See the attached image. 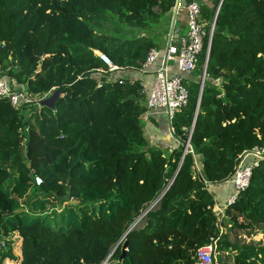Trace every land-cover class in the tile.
<instances>
[{"label":"trees","instance_id":"obj_1","mask_svg":"<svg viewBox=\"0 0 264 264\" xmlns=\"http://www.w3.org/2000/svg\"><path fill=\"white\" fill-rule=\"evenodd\" d=\"M218 4L206 78L200 89L204 41L184 82L187 104L171 122L180 144L167 153L144 135L141 81L109 79L96 52L140 70L161 33L134 31L161 28L175 0H0L3 76L33 95L58 91L51 107L34 105L27 117V104L0 98V264L16 258L14 233L19 264H102L139 217L106 264H197L211 239L232 258L222 264H264V243L220 229L264 235V158L223 219L208 190L229 180L240 154L264 146V0H212L201 18Z\"/></svg>","mask_w":264,"mask_h":264},{"label":"built area","instance_id":"obj_2","mask_svg":"<svg viewBox=\"0 0 264 264\" xmlns=\"http://www.w3.org/2000/svg\"><path fill=\"white\" fill-rule=\"evenodd\" d=\"M185 16L186 32L183 35L172 34L170 40L166 41L164 49L150 48L141 67L142 70L155 65L149 89L142 83V92L145 94V113L162 111L170 123L172 132L171 122L175 113L186 106L188 101V91L184 82L193 78L204 41H207L206 59L211 31L214 29V15L209 26L206 27L201 18L200 4L196 0H191L185 5ZM96 54L110 72L119 69L106 54L102 52H96ZM111 78L110 76L109 79ZM46 96L47 93L33 95L20 89V85L14 80L6 79L0 69V98H7L14 108L31 103L40 107ZM262 158H264V146L244 151L239 155L234 173L228 180L233 186V192L227 199L224 210L234 202L238 193L248 186L252 168ZM34 182L39 185L40 177L35 176ZM215 211L219 217L223 216L222 209ZM215 242L216 239H211L209 244L196 251L197 264H212L215 260Z\"/></svg>","mask_w":264,"mask_h":264},{"label":"crops","instance_id":"obj_3","mask_svg":"<svg viewBox=\"0 0 264 264\" xmlns=\"http://www.w3.org/2000/svg\"><path fill=\"white\" fill-rule=\"evenodd\" d=\"M191 0H179L175 23L172 34L174 35H183L186 30V16H185V5ZM200 7L205 9L212 8V0H196ZM172 15V12H171ZM167 16L162 19V26L168 21ZM203 22L209 26L211 19L202 18ZM169 20V27H170ZM169 31V29H168ZM168 31L165 32V35H160V41H167ZM159 49H164L160 48ZM155 69V65L140 69V70H131V69H117L111 72L112 78L124 77L128 79H139L141 83H144L147 89H149L152 74ZM145 100V99H144ZM144 104V101H143ZM142 123L144 129V135L147 139V142L150 146L157 147L164 152L169 153L174 147L177 146V139L174 137L173 132L170 130V123L167 121L164 113L162 111L156 110L151 113H144L142 116ZM208 190L212 193L215 200L216 209H224L227 199L233 192V186L230 181H226L220 184L209 185Z\"/></svg>","mask_w":264,"mask_h":264},{"label":"rangeland","instance_id":"obj_4","mask_svg":"<svg viewBox=\"0 0 264 264\" xmlns=\"http://www.w3.org/2000/svg\"><path fill=\"white\" fill-rule=\"evenodd\" d=\"M170 18H171V14H169L167 16V19L170 20ZM169 20L166 21L164 26H161V28H159V29L158 28H152V29H149V30H146V31H141V32L134 31V34H139V33H152V34L155 33L156 34L157 33V35H158V33H161L162 35H165V32H167L168 29H169ZM155 41L158 42V46L160 48H165L166 41H160V37L159 36H158V38L157 37L155 38ZM98 73L100 74V76H107L106 72H100L99 71ZM200 76H201V73H198V79H200ZM205 78H206V76L204 77V79ZM214 83L217 85L218 81L214 82ZM50 94H47L46 98L49 97ZM33 107H34L33 103L27 104V106L24 108V112H23L24 117H27L28 113H31L30 109L33 108ZM179 144L180 143L178 141L177 145H179ZM188 149L191 151V147L190 146L188 147ZM33 199L34 198H33V196H31V194L25 196L21 200L23 203H21L20 210L24 211V212H27L28 211L27 204L29 202H31ZM54 199H56V201L54 200L53 202L54 203L57 202L58 206H62V205L65 204V203H63L65 201L61 200L59 202L58 198L55 197V196H54ZM69 203L70 204H76V202H71V201H69ZM222 211H223V215H224V213H225L224 209ZM219 218L223 219V218H221V216ZM224 218H226V217H224ZM220 229L223 232H226L232 240H235V241H238V242H248V241L252 240L254 242L264 243V235L262 234L261 229H258L256 231H254L253 233H249V231H246V230L231 229V224L230 223H227L226 226L220 227ZM8 239H10V241H11L12 253H13V255L16 258L14 260L6 259L1 264H19L20 257H21V251H20L21 238L18 236L17 233H14ZM232 253H234V251L231 252V254ZM231 259H232L231 256H228V254L226 252L225 253H220L219 251L215 250V260H214V262L216 264H222V262L223 263L224 262L227 263V262L231 261Z\"/></svg>","mask_w":264,"mask_h":264},{"label":"water","instance_id":"obj_5","mask_svg":"<svg viewBox=\"0 0 264 264\" xmlns=\"http://www.w3.org/2000/svg\"><path fill=\"white\" fill-rule=\"evenodd\" d=\"M177 6H178V0H175V5L173 7V10H172V15H171V21H170V27H169V31H168V34H167V41L170 40V37L172 35V32H173V28H174V23H175V16H176V10H177ZM218 8H216L215 10V13H214V21H213V24L215 25V19H216V15H217V12H218ZM212 33H213V30L211 31V36H212ZM209 54H210V43L208 45V53H207V57L204 61V64H203V67H202V71H201V76H200V89H202V86H203V82H204V77H205V72H206V65H207V61H208V58H209ZM40 69V65L37 67V71ZM58 95V91H54L49 97H47L46 99H44L43 101V104L45 105H49L50 107L52 106L53 104V101L55 99V97ZM191 133V131H190ZM189 146V139L186 140V142L183 143V154L181 156V159L184 157L185 153L187 152V148ZM175 176H176V172L174 173L171 181L168 183V185L165 187V189L163 190V192L161 193V195L145 210V212L143 214L146 213V211L148 209H150L156 202H158L160 200V198L162 197V195L164 194V192L169 188V186L171 184H173L174 182V179H175ZM71 202H77V200H72ZM141 217H139L135 222H133L129 227L128 229L126 230V232L124 233V235L122 236V238L126 235V233L128 231H130L132 229V227L137 223V221L140 219ZM122 238L119 240V242L122 240ZM118 242V243H119ZM117 243V244H118ZM117 244L116 246L111 250V252L107 255L106 259L104 260V262L102 264H106L107 261L110 259V257L112 256V254L114 253L116 247H117ZM0 245L2 246V248L4 247L3 245V242L2 240L0 239ZM127 249V241H125L122 246H121V256L120 258L124 257V254H125V250Z\"/></svg>","mask_w":264,"mask_h":264}]
</instances>
